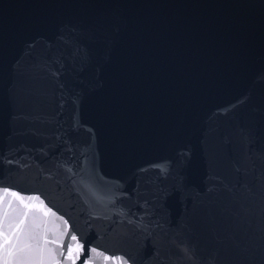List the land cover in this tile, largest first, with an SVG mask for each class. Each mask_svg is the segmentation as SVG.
<instances>
[{"label":"water","instance_id":"water-1","mask_svg":"<svg viewBox=\"0 0 264 264\" xmlns=\"http://www.w3.org/2000/svg\"><path fill=\"white\" fill-rule=\"evenodd\" d=\"M5 190L61 264H264V0H0Z\"/></svg>","mask_w":264,"mask_h":264},{"label":"snow or ice","instance_id":"snow-or-ice-1","mask_svg":"<svg viewBox=\"0 0 264 264\" xmlns=\"http://www.w3.org/2000/svg\"><path fill=\"white\" fill-rule=\"evenodd\" d=\"M9 196L19 200L25 208L31 207L25 203L24 197L15 192L10 193L7 190L0 196V203H3L4 199ZM11 207L12 202L8 200L3 212V223L0 224V237L3 238V243L0 245V259L3 260V264H61L56 252L48 247L50 243L55 244L57 241H49L46 235L38 234L36 228L39 225H36L35 228H25V220L28 217L27 212L23 213L18 222H10L8 208ZM71 240L76 241V236H72ZM80 251H82V247L79 244L69 245L66 252L61 247L59 256L64 257L66 261H71L72 264H76ZM92 251L95 253V249ZM104 259L107 260L108 258L105 257ZM89 264H92V262L89 261Z\"/></svg>","mask_w":264,"mask_h":264}]
</instances>
